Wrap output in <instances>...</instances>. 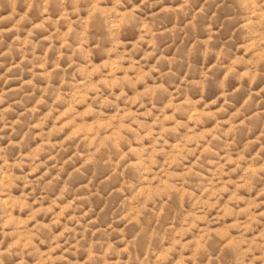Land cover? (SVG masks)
<instances>
[{
    "label": "rangeland",
    "instance_id": "obj_1",
    "mask_svg": "<svg viewBox=\"0 0 264 264\" xmlns=\"http://www.w3.org/2000/svg\"><path fill=\"white\" fill-rule=\"evenodd\" d=\"M0 264H264V0H0Z\"/></svg>",
    "mask_w": 264,
    "mask_h": 264
}]
</instances>
